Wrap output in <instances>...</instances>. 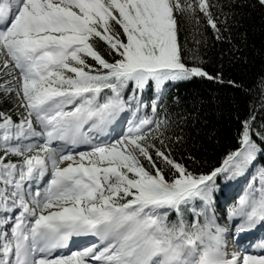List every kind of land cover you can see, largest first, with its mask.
Instances as JSON below:
<instances>
[{"label": "snow or ice", "instance_id": "snow-or-ice-1", "mask_svg": "<svg viewBox=\"0 0 264 264\" xmlns=\"http://www.w3.org/2000/svg\"><path fill=\"white\" fill-rule=\"evenodd\" d=\"M243 7L0 0V264H264V71L205 58L241 52ZM189 82L245 98L211 166L169 95Z\"/></svg>", "mask_w": 264, "mask_h": 264}, {"label": "trees", "instance_id": "trees-1", "mask_svg": "<svg viewBox=\"0 0 264 264\" xmlns=\"http://www.w3.org/2000/svg\"><path fill=\"white\" fill-rule=\"evenodd\" d=\"M251 2L252 0H238L245 7L237 9L243 18L240 26L233 30V44L241 52L233 51L230 44L215 42V46L209 47L205 57L209 61V70L223 64L226 78L249 85L264 71V14L249 7ZM191 41L192 37L189 35L190 44ZM240 55L246 58L247 63L235 59ZM169 95L179 96L182 104L178 110L185 111L192 117V123L187 129L190 134L189 149L194 155L206 160L208 166L218 163L235 135L232 116L234 106L243 104L245 98L230 88L210 82L181 83L173 86Z\"/></svg>", "mask_w": 264, "mask_h": 264}]
</instances>
